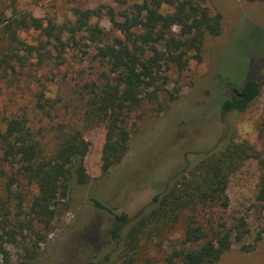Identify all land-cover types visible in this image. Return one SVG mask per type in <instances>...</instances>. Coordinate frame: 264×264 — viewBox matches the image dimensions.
Wrapping results in <instances>:
<instances>
[{"label":"rangeland","instance_id":"rangeland-1","mask_svg":"<svg viewBox=\"0 0 264 264\" xmlns=\"http://www.w3.org/2000/svg\"><path fill=\"white\" fill-rule=\"evenodd\" d=\"M114 0H19V8L53 22L62 30L67 47L54 38L30 29L21 36L38 47L15 71L0 77V120L24 115L47 155L58 147L61 126L79 128L90 142L85 166L91 177L87 185L73 181L67 197H59L52 217L35 219L30 204L38 189L21 181L12 192L0 186V201L10 208L7 229L16 230V239L7 242V261L0 264H87L113 249L107 228L113 213L130 216L146 206L162 183L186 159L209 151L225 140L247 141L259 154L248 159L231 174L227 194L229 205H213L199 215L208 237L189 247H200L214 238L213 232L238 231L245 219L252 231L244 240L251 244L253 234L264 227L257 194L264 175V0H205L212 13L223 16L222 31L208 36L203 59H190L185 69L170 65L167 79L154 100H144L128 118L130 150L124 160L107 174L102 173L103 125L86 122L85 85L103 81L109 66L97 56V46L88 32L73 35L75 7L113 6L120 16L132 4ZM168 9V8H167ZM106 31L115 34L106 16L95 17ZM178 31V27H174ZM1 73V74H2ZM248 78L262 83L261 94L244 113L222 112V101L232 87ZM96 201L108 210L96 207ZM21 202L22 205H19ZM4 211L0 209V219ZM183 222L166 230L162 237L147 238L141 248L149 264H181L174 252L184 248ZM30 254L35 257L29 259ZM171 259L173 262H171ZM215 264H264V238L251 252L237 242Z\"/></svg>","mask_w":264,"mask_h":264},{"label":"trees","instance_id":"trees-1","mask_svg":"<svg viewBox=\"0 0 264 264\" xmlns=\"http://www.w3.org/2000/svg\"><path fill=\"white\" fill-rule=\"evenodd\" d=\"M114 1L128 4L131 0ZM130 7L122 16L111 5L75 7L76 20L70 27L73 35L88 32L89 40L97 46V56L109 66L103 81L85 85V120L105 129L103 174L120 164L130 150V113L144 100L158 97L159 82L167 79L170 65L185 69L190 59L201 61L206 38L219 35L223 25L222 14L212 13L205 0H141ZM103 15L115 31L113 36L100 23L92 22ZM174 27H178L177 32ZM30 29L54 38L62 49L67 47L56 24L45 25L42 18L20 9L19 0H0V77H4L2 72L7 74L24 66L38 49L21 36ZM261 88L262 83L255 78L244 80L232 87L230 95L222 101L221 111L246 112L260 96ZM28 122L24 115L0 120V186L10 193L21 181L35 185L38 191L30 212L35 219H45L53 216L57 199L69 195L73 181L80 185L90 183L85 166L90 142L81 129L61 126L56 137L58 147L54 154L47 155ZM258 157L249 142L229 139L184 160L151 201L133 216L127 212L113 213L107 228L113 249L87 264H149L141 252L142 243L147 238L162 237L168 228L181 222L186 226L185 246L174 252L181 264H215L231 250L233 242L244 252L255 250L264 238V227L253 234L251 244H246L244 240L252 231L245 219L239 221L235 234L229 230L213 232L214 238L200 247L188 244H197L208 237V231L199 223L200 213L213 205L227 207L231 174L248 159ZM257 201L264 212V175ZM95 205L108 210L100 201ZM0 209L4 211L0 219V257L6 262L9 254L6 243L16 239V230L7 229L10 208L5 200L0 201ZM34 257L30 254L29 259Z\"/></svg>","mask_w":264,"mask_h":264}]
</instances>
